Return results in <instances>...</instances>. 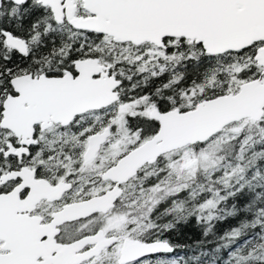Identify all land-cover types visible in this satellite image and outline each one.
Here are the masks:
<instances>
[{"label":"snow or ice","instance_id":"1","mask_svg":"<svg viewBox=\"0 0 264 264\" xmlns=\"http://www.w3.org/2000/svg\"><path fill=\"white\" fill-rule=\"evenodd\" d=\"M0 264H264V0H0Z\"/></svg>","mask_w":264,"mask_h":264}]
</instances>
